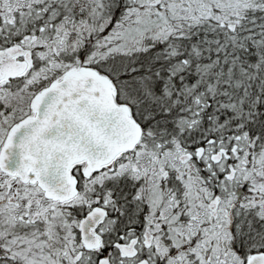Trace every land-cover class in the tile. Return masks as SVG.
Returning a JSON list of instances; mask_svg holds the SVG:
<instances>
[{
	"label": "snow or ice",
	"instance_id": "snow-or-ice-1",
	"mask_svg": "<svg viewBox=\"0 0 264 264\" xmlns=\"http://www.w3.org/2000/svg\"><path fill=\"white\" fill-rule=\"evenodd\" d=\"M0 264H264V0H0Z\"/></svg>",
	"mask_w": 264,
	"mask_h": 264
}]
</instances>
